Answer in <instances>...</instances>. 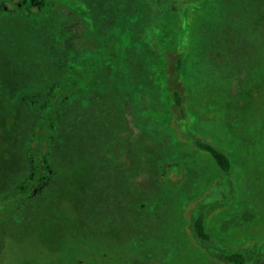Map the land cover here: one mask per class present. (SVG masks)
Segmentation results:
<instances>
[{"label":"rangeland","instance_id":"obj_1","mask_svg":"<svg viewBox=\"0 0 264 264\" xmlns=\"http://www.w3.org/2000/svg\"><path fill=\"white\" fill-rule=\"evenodd\" d=\"M48 1L0 0V264H264V0H59L74 53Z\"/></svg>","mask_w":264,"mask_h":264},{"label":"trees","instance_id":"obj_2","mask_svg":"<svg viewBox=\"0 0 264 264\" xmlns=\"http://www.w3.org/2000/svg\"><path fill=\"white\" fill-rule=\"evenodd\" d=\"M40 1V0H18V4L22 5L24 2H26V5L30 6L31 4H35V2ZM49 8L46 10V13L44 14L42 18V22L49 21L52 24H54L55 27H60L62 35L66 36V38L61 37L59 34L54 36V39L56 42H58L60 45H62V49L66 52L74 53L76 52V47L72 44L76 41L77 39V33L78 30L74 29H69V27H66L65 23L56 25L57 22L51 21L53 18L57 15L61 16L62 12L60 11V7L64 5L63 2L59 0H49L48 1ZM71 13H67L66 15L69 16ZM62 17V16H61ZM68 36V37H67ZM89 67L87 66V69ZM179 103V102H178ZM4 129V128H3ZM7 131V130H5ZM1 134L0 137L2 140H0V148L1 150L4 148L3 145L5 135ZM199 147L203 149L204 151L208 152L211 157L214 159V161L218 164V166L225 172L229 171V160L225 154H223L221 151L216 149L215 147L209 145V144H203V143H198ZM193 231L196 237L202 241V242H208L210 239L209 234L207 233L205 229V223H204V215L203 213L198 214L196 219L193 222ZM225 258L233 264H246V258L245 255L241 252H236L232 254H227Z\"/></svg>","mask_w":264,"mask_h":264}]
</instances>
